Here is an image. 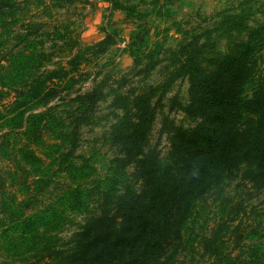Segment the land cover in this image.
Returning a JSON list of instances; mask_svg holds the SVG:
<instances>
[{"label": "trees", "instance_id": "obj_1", "mask_svg": "<svg viewBox=\"0 0 264 264\" xmlns=\"http://www.w3.org/2000/svg\"><path fill=\"white\" fill-rule=\"evenodd\" d=\"M104 1L115 10L127 11L114 0ZM5 5L11 7L12 0L0 1V23ZM250 18L247 10L225 15L180 46L177 55L183 59L176 72L188 77L190 84L184 110L199 123L192 129L169 130L171 147L165 162L148 139L155 109L141 96L129 99L111 134L118 155L93 191L86 186L92 172H84L75 163H56L52 154H43L44 158L34 150L45 144L49 127L58 119L46 112L30 114L51 98H66L61 96L60 84L52 80L56 72L31 80L30 60L23 57L9 64L1 81L15 96L8 110H0V125L6 129L0 136V157L15 154L14 136L21 135L17 167L27 178L31 175L25 165L37 175L51 172V184L58 164L67 172V180L75 184L61 190L59 201L65 211L88 214L89 197L97 201L96 210L69 242L49 244L46 264H182L199 250L209 252L213 264L232 261L224 254L216 232H208L206 207L211 199L218 201L223 196L233 178L241 176L245 182L264 187V43L258 42L261 31L248 26ZM223 38L236 40L220 53ZM114 41L107 34L97 47L103 52L101 49ZM71 82H63L65 90ZM101 100L96 91L77 92L70 99L80 111L73 117L75 127L57 131L58 137L76 145L80 125ZM46 166L49 169L44 171ZM28 182L31 188L29 178ZM28 187L21 193L26 194ZM14 208L9 206L7 215L20 234L15 241L24 246L39 224ZM52 220L49 218L47 225L54 232L59 226H50ZM249 259L243 264H251L253 256Z\"/></svg>", "mask_w": 264, "mask_h": 264}, {"label": "rangeland", "instance_id": "obj_2", "mask_svg": "<svg viewBox=\"0 0 264 264\" xmlns=\"http://www.w3.org/2000/svg\"><path fill=\"white\" fill-rule=\"evenodd\" d=\"M114 1L127 11L115 10L104 0H12L11 7L5 5L1 10L0 110H8L15 96V91L5 88L1 81L9 64L23 57L30 60L31 80L56 72L52 80L60 84L61 96L66 98H51L30 114L46 112L58 119L49 127L45 144L34 150L44 158L43 154H52L56 163L67 161L82 166L84 172H92L86 185L91 191L108 174L118 155L111 134L124 116L129 99L141 96L155 109L148 139L161 153L163 162L171 147L169 130L192 129L199 123L184 110L189 101L188 77L176 72L183 59L177 55L180 46L191 36L201 34L214 20L247 10L251 14L248 26L261 31L258 42L264 43V0ZM107 34L115 41L101 52L97 46ZM234 40L223 38L218 51L225 53ZM67 81H72L69 90L63 85ZM93 91L101 94L102 100L80 125L76 145L72 146L56 132L75 127L73 117L80 111L70 99L77 92ZM2 125L0 136L6 132ZM22 139L21 135L14 136L15 154L0 157V264H46L44 256L49 244L69 242L96 210L97 201L89 197L92 201L88 214L65 211L59 201L61 190L75 184L67 180V172L58 164L51 184V172L37 175L25 165L31 175L29 188L27 176L17 167ZM48 169L46 166L44 171ZM24 187H28V194L21 193ZM9 206L39 224L24 246L15 241L20 234L7 215ZM206 214L208 232H216L224 254L232 258L229 264L249 263L250 256L251 264H264L263 186L245 182L241 176L233 178L218 201L211 199L207 203ZM49 218L53 222L50 226H59L54 232L47 225ZM182 264L213 261L209 252L199 250Z\"/></svg>", "mask_w": 264, "mask_h": 264}]
</instances>
